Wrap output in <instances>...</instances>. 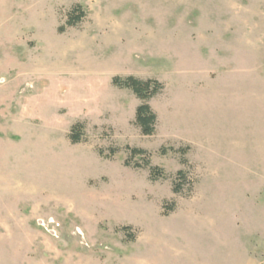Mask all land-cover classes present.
I'll use <instances>...</instances> for the list:
<instances>
[{
    "label": "rangeland",
    "instance_id": "374dc122",
    "mask_svg": "<svg viewBox=\"0 0 264 264\" xmlns=\"http://www.w3.org/2000/svg\"><path fill=\"white\" fill-rule=\"evenodd\" d=\"M0 264H264V0H0Z\"/></svg>",
    "mask_w": 264,
    "mask_h": 264
},
{
    "label": "trees",
    "instance_id": "16d2710c",
    "mask_svg": "<svg viewBox=\"0 0 264 264\" xmlns=\"http://www.w3.org/2000/svg\"><path fill=\"white\" fill-rule=\"evenodd\" d=\"M84 10L80 5H75L67 13V25H75L78 23L82 17H84ZM113 85L120 88L130 89L134 95L141 100L140 104L137 105L135 109L134 122L139 126L142 134L151 135L154 132L156 114L152 110L148 103V100L157 94L162 89V83L157 79H140L133 75L120 76L115 75L112 77ZM83 134V125L78 122L72 125L70 129L69 137L72 142H79ZM132 155L145 154L143 149L132 148L130 149ZM182 174L178 171V177ZM162 176V171L158 167H150V177L156 179ZM177 191V188H174Z\"/></svg>",
    "mask_w": 264,
    "mask_h": 264
},
{
    "label": "crops",
    "instance_id": "0c3cea01",
    "mask_svg": "<svg viewBox=\"0 0 264 264\" xmlns=\"http://www.w3.org/2000/svg\"><path fill=\"white\" fill-rule=\"evenodd\" d=\"M200 98H201V95H200Z\"/></svg>",
    "mask_w": 264,
    "mask_h": 264
}]
</instances>
